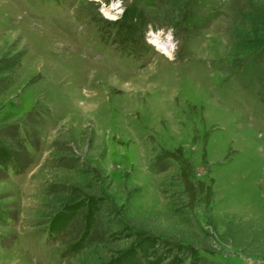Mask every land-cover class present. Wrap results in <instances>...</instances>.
I'll return each instance as SVG.
<instances>
[{
	"label": "rangeland",
	"instance_id": "1",
	"mask_svg": "<svg viewBox=\"0 0 264 264\" xmlns=\"http://www.w3.org/2000/svg\"><path fill=\"white\" fill-rule=\"evenodd\" d=\"M3 160L0 264H264V0H0Z\"/></svg>",
	"mask_w": 264,
	"mask_h": 264
},
{
	"label": "trees",
	"instance_id": "2",
	"mask_svg": "<svg viewBox=\"0 0 264 264\" xmlns=\"http://www.w3.org/2000/svg\"><path fill=\"white\" fill-rule=\"evenodd\" d=\"M94 214H95V209H93L92 215ZM158 242H159L158 239H156L155 237H147L143 239L141 243L139 244L138 250L141 252L142 257L146 261H148V264H163L171 256L172 249L167 248L165 251L164 250L160 251L158 249V245H159ZM78 246L79 247H77L76 249L81 248L80 245ZM132 255L135 256V254L133 253ZM181 263H182V260L178 256L175 257L172 262V264H181ZM191 264H200V260L196 258Z\"/></svg>",
	"mask_w": 264,
	"mask_h": 264
},
{
	"label": "bare ground",
	"instance_id": "3",
	"mask_svg": "<svg viewBox=\"0 0 264 264\" xmlns=\"http://www.w3.org/2000/svg\"><path fill=\"white\" fill-rule=\"evenodd\" d=\"M157 40V39H156ZM156 44V43H155ZM158 48H159V51H164V50H166V52H162L163 54H166V55H170V53H171V51L169 50V48L166 46V47H164V46H162L159 42H158Z\"/></svg>",
	"mask_w": 264,
	"mask_h": 264
}]
</instances>
